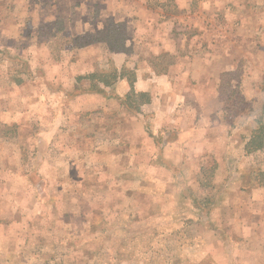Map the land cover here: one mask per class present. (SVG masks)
Returning <instances> with one entry per match:
<instances>
[{
	"label": "rangeland",
	"instance_id": "obj_1",
	"mask_svg": "<svg viewBox=\"0 0 264 264\" xmlns=\"http://www.w3.org/2000/svg\"><path fill=\"white\" fill-rule=\"evenodd\" d=\"M234 1L246 11L245 40L235 38L237 24L229 17L235 9L205 11V0H188L180 14L176 0H0V264H264V245H256L252 235L258 230L264 235V148L245 150L264 119V0ZM195 9L203 10L196 17L204 23L199 30L189 26ZM174 16L187 20L183 25L175 20L166 31L158 28L159 17ZM160 32L190 43L196 38L199 45L192 42L193 50L186 46L182 53H218L236 64L217 83L231 138L226 162L212 154L195 162L200 184L207 187L199 185L192 205L151 185L144 204L141 194L130 191L132 184L124 192L119 190L124 184H108L96 194L84 191L82 206L74 196L55 213L51 190L74 194L84 188L76 185L78 156L95 144L115 145L110 143L119 134L108 126L130 111L125 104L130 85L148 87L176 62L175 53L152 58L148 41ZM77 67L116 69L124 76L102 86L107 101L100 104L66 93ZM60 88L65 91L57 92ZM118 97L124 104L110 106ZM93 104L95 111L80 109ZM21 173L41 184H25ZM81 176L90 182L93 175ZM229 181L251 187L245 189L248 196L232 201ZM32 185L37 195H27ZM175 192L181 199L178 184ZM95 200L107 203L99 210ZM31 218L50 228L28 234Z\"/></svg>",
	"mask_w": 264,
	"mask_h": 264
},
{
	"label": "crops",
	"instance_id": "obj_2",
	"mask_svg": "<svg viewBox=\"0 0 264 264\" xmlns=\"http://www.w3.org/2000/svg\"><path fill=\"white\" fill-rule=\"evenodd\" d=\"M205 1L209 4V6L207 4L203 6L205 11H208L207 8L212 11H223L231 8L232 11L235 9L229 15L231 21L237 24L235 38L245 40L248 20L243 19V15L246 14L243 7L236 5L234 0ZM188 5V0H176L179 14L183 13L189 7ZM147 8V5L140 6V10H147ZM132 11L133 13L136 12L135 10ZM202 11L201 9L192 11L195 14L190 18L191 22L188 20L191 28L199 30L200 26L204 27V23L201 24L200 19L196 20L197 16L201 18L198 14ZM164 17L166 16L164 15ZM160 18L156 22H158V28L164 29L163 31H166L167 26L173 29L175 20L181 21L182 25L183 20H187L184 17L179 20L176 16L165 20ZM146 23L152 25L154 21H146ZM169 34L170 36H167L165 32L164 35H161L160 32V35L154 41H148V44L153 52L152 58L155 57L159 60L163 54L169 52L177 54L175 56L176 62L169 65L167 70L162 71L160 79L154 84L148 87H133L137 93H148L151 99L150 102L130 109L125 117H117L109 123L108 128L110 131L119 134V137H116L117 140L110 143L115 145L108 148L109 144H95L90 152L88 150V153H82L78 156L76 166L80 170V175L76 185H83L84 188H77L79 191L74 194L69 190L66 194L65 192L51 190L48 201L52 204V209L55 207L53 210L55 213L58 212L56 210L58 204L70 202L74 196L79 202L76 203L77 206H82L83 202L87 203L84 191H90L89 194H96L99 188L101 190L108 189V184H124L119 188L123 192L129 184H132L133 190L130 191L133 194H141L142 199L145 200L143 201L144 204L151 199L145 190L147 185H151L157 189V192L162 188L173 192V197L179 200V204L183 202L192 205L194 197L191 196L192 194L194 196V192L199 185L200 187H207L205 184H200L199 179L201 177L198 178L197 173H200L201 170H197L193 166L195 162L208 158L210 154L219 162L221 161L222 164L226 162L225 158L228 155V145L231 138H229V131L226 127L228 124L224 119V105L220 98V89L217 83L220 81L223 72H230L231 69L235 70L237 68L235 67L236 64H234V61L229 62L226 55L219 56L218 53H214L213 56L209 54L205 56L197 55L192 52V42L197 43L196 38L190 43L188 42L190 39L185 40L182 35L173 38L171 37L172 32H169ZM195 45H199V43ZM186 46H190L192 49L189 55L182 53ZM80 63L81 60H78V65L81 66ZM239 63L240 61L237 63L238 66ZM79 67H77L78 70L74 74L73 87L68 88L66 93L78 97L88 95L87 97L92 98L90 100L100 104L103 100L107 101L103 98V87L102 91L93 89L91 80L85 77L97 70L85 69L82 71L79 70ZM250 76L251 78L255 77L254 79L257 81L254 72H250ZM257 88L253 87L254 92ZM58 90L57 92L65 91L63 88ZM131 90L130 85V92ZM122 104H124L123 99L120 101L118 97L109 105L119 106ZM82 107L80 109L87 112L97 109L94 104L89 107ZM149 113H151V118ZM237 137L238 141L243 140L240 135ZM78 142L82 144L85 140ZM83 173L93 175L89 177L90 182L87 179H82L81 174ZM179 173H182L183 176L177 177ZM21 177H24L25 184H41V181L31 180L30 176L24 173H21ZM240 177L241 175L239 180ZM191 179L193 183H191ZM177 184L180 191L179 195H182L181 199L177 198L175 192ZM179 184L182 185L179 186ZM228 184L226 189H229V197L232 201L247 197L248 192L245 189L251 188L244 185L243 182L239 184L237 181H229ZM230 184L237 185L230 186ZM214 186L215 184H213V188ZM31 187L30 190H27V195H37V188L35 190L33 185ZM94 203L95 207L99 209L107 202L95 200ZM242 204L239 210H242ZM245 204L246 202L243 204L244 208ZM214 211H222V206L213 210L211 212L213 215ZM28 223V234L31 235H38L41 229L50 228V224L47 223L48 226L43 224V226L39 222H34L32 218L29 219ZM252 235L257 237L255 238L256 245L257 243L264 245V235H261L259 230L254 231Z\"/></svg>",
	"mask_w": 264,
	"mask_h": 264
},
{
	"label": "trees",
	"instance_id": "obj_3",
	"mask_svg": "<svg viewBox=\"0 0 264 264\" xmlns=\"http://www.w3.org/2000/svg\"><path fill=\"white\" fill-rule=\"evenodd\" d=\"M124 76V75H123ZM121 72L114 69L111 72L94 71L86 75V78L91 80L92 88L95 90L102 91V86H109L113 84L118 77H123ZM134 72L130 71V80L134 81ZM100 85H102L100 87ZM127 102L125 103L130 109L139 107L143 102H150V95L146 92L137 93L133 89L127 95ZM141 99V100H140ZM253 131L254 134L248 138L245 144V150L247 153H253L256 150L264 148V119L261 118L257 122Z\"/></svg>",
	"mask_w": 264,
	"mask_h": 264
}]
</instances>
